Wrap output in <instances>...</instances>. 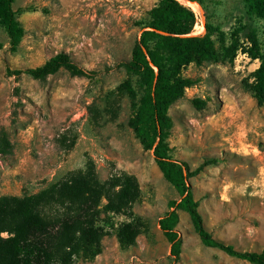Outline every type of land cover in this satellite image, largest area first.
Masks as SVG:
<instances>
[{"label": "rangeland", "instance_id": "374dc122", "mask_svg": "<svg viewBox=\"0 0 264 264\" xmlns=\"http://www.w3.org/2000/svg\"><path fill=\"white\" fill-rule=\"evenodd\" d=\"M161 0H15L14 10L25 30L12 51L0 25V197L40 193L72 176L93 172L102 199L94 219L104 230L102 253L75 264H251L205 246L187 213L179 210L182 240L179 261L159 220L178 191L163 176L153 152L146 151L129 125L132 109L118 91L128 74L120 65L131 54L141 23ZM197 3V2H196ZM193 35H204L206 24L226 34L256 28L263 22L248 14L244 0H204ZM213 38L219 45V33ZM61 52L97 77L71 76L66 70L35 80L8 70L43 66ZM258 60L239 53L233 63L192 64L183 76L197 81L172 105L170 145L173 157L194 169L206 158L220 163L190 179L207 230L240 251L264 249V106L247 90ZM136 86V79H133ZM195 99L206 101L204 109ZM133 175L140 198L119 211L117 177ZM78 204L70 205L72 214ZM66 208L44 209L48 219ZM140 220L136 244L123 248L117 232ZM137 221V220H136ZM7 236V234H3Z\"/></svg>", "mask_w": 264, "mask_h": 264}, {"label": "trees", "instance_id": "16d2710c", "mask_svg": "<svg viewBox=\"0 0 264 264\" xmlns=\"http://www.w3.org/2000/svg\"><path fill=\"white\" fill-rule=\"evenodd\" d=\"M182 1L204 5V0H161L141 23L142 33L133 47L131 59L120 65L128 74L118 91L130 101L133 114L129 125L142 147L153 152L164 178L180 195L179 200L169 202V211L159 220V226L171 244V256L175 261L180 260L182 253L183 240L177 230L178 211L182 210L189 215L205 246L251 264H264V249L261 252L240 251L214 238L205 227L190 179L207 167L219 164L220 159L206 158L192 169L188 163L173 157L169 141L174 126L170 108L197 83L183 76L184 69L192 64L233 63L240 52L251 60H258L260 65L246 88L257 103L264 106V0H244L248 14L263 22L262 37L258 29L247 27L246 41L242 40L243 30L239 28L227 39L225 33L210 24H206L204 35H193L197 15ZM14 2L0 0V25L15 52L23 41L25 30L14 10ZM214 33H219V45L213 38ZM61 70L74 77L94 79L98 75L96 71L80 67L66 52L52 57L43 66L18 71L9 69L8 73L10 76L27 74L44 81ZM133 79H136V86ZM194 105L202 110L207 103L195 99ZM116 183L120 187L119 211L139 200L140 188L133 175L123 173ZM101 199V185L93 172L72 176L35 195L0 197V264H75L79 258L93 260L102 253V240L106 235L93 217ZM72 204L80 206L78 213L70 212ZM52 206L66 209L48 219L43 211ZM130 215L133 220L117 232L123 248L135 245L140 235L141 219L132 212ZM5 233L7 236L3 235Z\"/></svg>", "mask_w": 264, "mask_h": 264}, {"label": "bare ground", "instance_id": "6f19581e", "mask_svg": "<svg viewBox=\"0 0 264 264\" xmlns=\"http://www.w3.org/2000/svg\"><path fill=\"white\" fill-rule=\"evenodd\" d=\"M183 3L191 7L195 12H197L199 8V5L197 3H193V2H183Z\"/></svg>", "mask_w": 264, "mask_h": 264}]
</instances>
